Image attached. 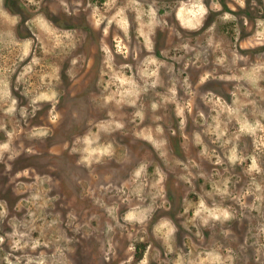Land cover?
Masks as SVG:
<instances>
[{
    "label": "rangeland",
    "instance_id": "rangeland-1",
    "mask_svg": "<svg viewBox=\"0 0 264 264\" xmlns=\"http://www.w3.org/2000/svg\"><path fill=\"white\" fill-rule=\"evenodd\" d=\"M0 264H264V0H0Z\"/></svg>",
    "mask_w": 264,
    "mask_h": 264
},
{
    "label": "crops",
    "instance_id": "crops-1",
    "mask_svg": "<svg viewBox=\"0 0 264 264\" xmlns=\"http://www.w3.org/2000/svg\"><path fill=\"white\" fill-rule=\"evenodd\" d=\"M198 3V6H195V8L185 7L183 5H179L176 7L175 16L182 26L186 28H191L194 26H199L203 23V3H200V1ZM140 28L145 30L147 26L144 25V28L143 26L139 27V29Z\"/></svg>",
    "mask_w": 264,
    "mask_h": 264
},
{
    "label": "trees",
    "instance_id": "trees-1",
    "mask_svg": "<svg viewBox=\"0 0 264 264\" xmlns=\"http://www.w3.org/2000/svg\"><path fill=\"white\" fill-rule=\"evenodd\" d=\"M6 4H7V6L9 5L8 1H7V3H6ZM8 7H10V5H9Z\"/></svg>",
    "mask_w": 264,
    "mask_h": 264
}]
</instances>
